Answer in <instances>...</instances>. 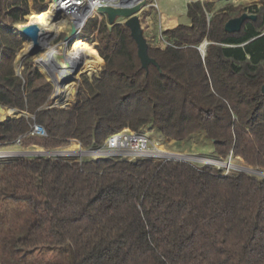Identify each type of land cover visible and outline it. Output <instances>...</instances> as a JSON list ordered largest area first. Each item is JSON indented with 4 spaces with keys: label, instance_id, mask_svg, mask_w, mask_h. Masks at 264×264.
<instances>
[{
    "label": "trees",
    "instance_id": "obj_1",
    "mask_svg": "<svg viewBox=\"0 0 264 264\" xmlns=\"http://www.w3.org/2000/svg\"><path fill=\"white\" fill-rule=\"evenodd\" d=\"M30 1L0 0V30L46 11L43 0ZM231 10L208 17L206 5L189 3V24L165 29L164 48L148 44L159 68L147 70L124 23L86 24L81 33H97L79 42L96 41L103 66L94 82L84 77L73 103L74 82L52 108L51 84L30 61L16 74L14 48L0 33V104L33 115L45 129L23 146L51 149L76 139L89 147L150 125L166 140L204 132L220 158L264 170V6L238 33L224 31L242 13ZM31 122L23 115L0 121V142L24 135ZM222 174L179 161L24 158L0 163V197L34 214L16 242L30 251L69 244L67 264H264V180Z\"/></svg>",
    "mask_w": 264,
    "mask_h": 264
},
{
    "label": "rangeland",
    "instance_id": "obj_2",
    "mask_svg": "<svg viewBox=\"0 0 264 264\" xmlns=\"http://www.w3.org/2000/svg\"><path fill=\"white\" fill-rule=\"evenodd\" d=\"M45 1L46 0H43L44 5H46ZM194 1H199L202 6L206 5L209 8V12L206 11L208 17L226 8H233V10L228 11L230 15H234L239 12L256 14V11L262 6H264V0H142L143 3L140 7V10L137 12V16L139 17L141 27L143 28V35L146 38L148 44H150L151 46H159L161 48H164L168 43V38L162 34V32L166 29L165 26L161 23L162 18L169 19L173 15L179 20V24L188 23V19L186 17V7L189 3ZM30 3L31 1L29 0V4ZM31 13L35 12L30 11L29 14ZM26 18L27 17L25 16L24 21L18 23L5 25L0 30L1 40L3 44L7 47L14 48V71L16 74L21 73V71L23 70V61H30L39 70L35 63V59L45 54V49H43L34 56H28L29 54L28 50H26V46L28 45L29 41L27 42L26 40H24L17 31V27L19 25L28 24V19ZM116 19V24L123 22V18L118 17ZM91 23L96 24V27H98L100 24L107 25L108 21L105 16L100 14L99 16L96 15L90 18L86 24ZM62 29V32L60 30L57 31V38L49 40L50 45L54 46L55 44L57 49L59 50L62 48L59 43L63 42L62 40L67 35V32H69L67 28ZM96 33L97 32L94 31L93 34L95 35ZM91 34L92 33L90 32V29H85L84 32L80 33L79 37L83 35L88 37V35L90 36ZM93 42L86 43L94 51H96ZM67 47H70L73 55V60L74 62H77V59L75 57V53L77 51V44L73 43L72 41L71 44H68ZM96 53L97 57L93 66L99 61V58L102 63L100 64L98 70L95 73L91 74L93 67L92 66L91 68L86 69L77 76L78 78L74 80L75 94L72 103L75 101L79 90L83 88L84 77H86L87 80H89L90 82H94L95 79L98 77L99 70L103 66L104 62L97 51ZM41 74L52 86L53 90L50 99L51 102L54 103L53 97L56 93V90L54 89V84L42 72ZM140 130L146 133L154 143H157L161 147L162 150H165L167 152L204 157L213 160H220L221 162L228 161L227 158L230 156L229 155L224 159L220 158L214 151L212 144L206 138L204 132L194 133L183 141H175L166 140L162 138L160 132L157 131L155 128H152L150 125L143 126ZM8 148L14 149L15 147L10 145ZM70 148L74 149V145H71ZM67 160L78 161L80 160V157L77 156L74 159L71 158ZM231 163L233 165L243 166L251 169H258L259 171L264 172V170L260 168H255L246 165L240 158H233L231 156ZM190 164L200 168L210 167L214 169H220L222 170V175H236L239 173H246L258 178L259 180H264V177H261L259 174L249 173L246 171L240 172L236 171L234 168L227 169L225 167H218L212 164L202 163ZM33 220L34 214L26 204L22 202H14L10 199L0 197V260L3 263H5V261H9L11 264L71 263L73 261L74 256L72 248L69 244L52 248L40 247L33 251H30V249H25L16 242L18 238L23 237L25 234H27L28 228L33 222Z\"/></svg>",
    "mask_w": 264,
    "mask_h": 264
},
{
    "label": "built area",
    "instance_id": "obj_3",
    "mask_svg": "<svg viewBox=\"0 0 264 264\" xmlns=\"http://www.w3.org/2000/svg\"><path fill=\"white\" fill-rule=\"evenodd\" d=\"M122 0H46V8L48 6L57 4L61 5L64 8V12L56 18L57 24H60V31L62 28H67L71 30V27L75 20L79 17V14L82 10H90L87 18L82 22L80 28L77 30V33L74 36L64 37V41L67 45L71 44L72 40L75 37H79L82 29L85 27L88 20L96 15L101 13L98 11L100 6H110V7H119ZM47 10V9H46ZM103 15V14H102ZM105 16V15H103ZM106 19L108 18L105 16ZM114 25V24H113ZM109 26V23H107ZM59 31V32H60ZM97 32V30L95 31ZM69 33V32H67ZM58 33H55L51 39L57 38ZM94 35V34H92ZM92 35L88 36L90 38ZM68 38V39H66ZM86 40V38H82ZM55 45V44H54ZM53 46V45H52ZM20 74V73H19ZM53 103V102H52ZM48 108L56 107L51 104L47 106ZM6 112V114L0 118V121H3L7 118L25 116L32 120L29 131L24 135L18 136L10 142H0V163H9L16 159L24 158H47V159H61L66 160L80 157L78 163H81L85 158L96 160L98 158H110L114 160H127V161H137L140 159H151V160H162V161H179L187 163H198V161L193 160V158H198L202 161V164H208L207 161L213 160L204 157H198L193 155H184L174 152H167L162 150L161 147L154 143L146 133L141 130H131L129 128H123L118 132L110 134L102 144L93 145L89 147H84L76 139H69L68 144L61 147L46 149L37 145H27L23 146L22 142L26 137L29 136H39L45 137L46 131L35 121L33 115H30L26 112L20 111L14 107L5 106L0 104V112ZM12 145L15 148L9 149L8 147ZM74 145V149H71L70 146ZM69 146V147H68ZM167 155H180V156H189L191 159H172L167 157ZM231 156V155H230ZM237 166V165H235ZM243 167V166H240ZM246 168V167H243ZM226 175V174H224Z\"/></svg>",
    "mask_w": 264,
    "mask_h": 264
},
{
    "label": "bare ground",
    "instance_id": "obj_4",
    "mask_svg": "<svg viewBox=\"0 0 264 264\" xmlns=\"http://www.w3.org/2000/svg\"><path fill=\"white\" fill-rule=\"evenodd\" d=\"M126 4H133L138 2L139 0H125ZM47 11H44L39 14L31 13L28 14L26 19H28V24H36L42 30V39L41 46L45 49V54L41 57L34 58L35 63L39 70L54 84V89L56 93L53 99L59 103H64L69 94V85L77 79L78 75L85 71L86 69L93 66L96 61L97 53L91 49L85 43L79 42V37H75L72 41L77 44V51L75 53V57L77 62H74L73 55L70 47L68 48L67 44L63 41L59 43L61 45V49H57L56 45L53 47L50 45L49 40L60 30L59 25L57 24L56 18L60 16L64 12V8L57 4L48 6ZM90 10H82L79 14V17L75 20L72 26L77 30L80 28V25L87 18ZM117 20L115 17L107 18L109 23H114ZM22 25H19L17 28L19 29ZM72 36L71 30L67 33L66 37ZM27 42L29 40H26ZM31 41L28 42L26 46V50H28V56L31 54ZM202 49L204 46L201 45ZM6 112H0V118L3 117ZM172 159H191L189 156H180V155H167ZM228 161L221 162L220 160H209L208 164H212L218 167H225L227 169L234 168L236 171H246L249 173L259 174L261 177H264V172L259 171L258 169L251 168H243L240 166H235L231 163V156H229ZM193 160L198 161V163H202L203 160L198 158H193ZM204 163V161H203Z\"/></svg>",
    "mask_w": 264,
    "mask_h": 264
},
{
    "label": "water",
    "instance_id": "obj_5",
    "mask_svg": "<svg viewBox=\"0 0 264 264\" xmlns=\"http://www.w3.org/2000/svg\"><path fill=\"white\" fill-rule=\"evenodd\" d=\"M125 2V0H122L119 7L100 6L98 7V11L108 18H123L122 23H124L125 27L128 28L130 36L136 44L137 56L140 60L141 68L147 70L150 64L159 68L156 61L148 54V42L143 35V28L141 27L139 17L137 16V12L140 10V7L143 3L142 0H139L138 2L133 4H126ZM246 20L255 21L256 14H248L247 12H243L239 16L227 20L224 23V31L228 33H238L240 32L241 27ZM113 24L116 23H109V27H112ZM17 31L24 40L31 41L32 47L30 56H34L35 54L43 50L41 46L43 30L38 25L33 23L22 25ZM71 34L72 36L76 34V28L74 26L71 27ZM207 44L208 42L205 40L198 46V50L200 51L201 56H204L205 47ZM201 45L204 46V49H202ZM262 78L263 83L261 85V93L264 95V72L262 74ZM51 105L54 106L55 104L51 103Z\"/></svg>",
    "mask_w": 264,
    "mask_h": 264
},
{
    "label": "crops",
    "instance_id": "obj_6",
    "mask_svg": "<svg viewBox=\"0 0 264 264\" xmlns=\"http://www.w3.org/2000/svg\"><path fill=\"white\" fill-rule=\"evenodd\" d=\"M186 10H187V7H186ZM186 17L188 19V23H180V24H189L190 20H189V18L187 16V13H186ZM178 21L179 20L172 15L169 19L162 18V22L161 23L165 26L166 29H172V28L176 27L179 24ZM93 44H94V47H95L97 42H93Z\"/></svg>",
    "mask_w": 264,
    "mask_h": 264
},
{
    "label": "clouds",
    "instance_id": "obj_7",
    "mask_svg": "<svg viewBox=\"0 0 264 264\" xmlns=\"http://www.w3.org/2000/svg\"><path fill=\"white\" fill-rule=\"evenodd\" d=\"M115 25V24H114ZM109 27V26H108ZM85 42H86V40H85ZM95 48V47H94Z\"/></svg>",
    "mask_w": 264,
    "mask_h": 264
}]
</instances>
